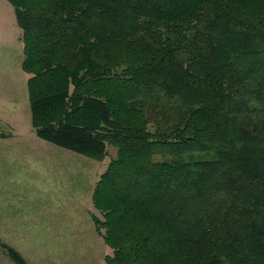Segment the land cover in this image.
<instances>
[{
	"label": "trees",
	"instance_id": "trees-1",
	"mask_svg": "<svg viewBox=\"0 0 264 264\" xmlns=\"http://www.w3.org/2000/svg\"><path fill=\"white\" fill-rule=\"evenodd\" d=\"M7 1L36 135L108 156L104 264H264V0Z\"/></svg>",
	"mask_w": 264,
	"mask_h": 264
},
{
	"label": "rangeland",
	"instance_id": "rangeland-1",
	"mask_svg": "<svg viewBox=\"0 0 264 264\" xmlns=\"http://www.w3.org/2000/svg\"><path fill=\"white\" fill-rule=\"evenodd\" d=\"M16 29L12 5L0 0V66L14 67L8 68L10 75L22 71L21 32ZM8 112L13 133L23 129L26 135L33 132L37 136L29 120L28 98L24 107L9 108ZM39 139L46 145L45 151L30 148L14 152L8 179L0 171V264H17L8 255V248L27 264H104L108 246L95 231L90 216L93 211L86 205H90L92 186L108 156L100 162ZM108 151L114 156L113 148L108 147ZM6 194L9 198L2 199ZM7 203L11 213H7ZM9 215L10 223L20 216L23 227H7ZM57 215L64 217L59 223Z\"/></svg>",
	"mask_w": 264,
	"mask_h": 264
},
{
	"label": "crops",
	"instance_id": "crops-1",
	"mask_svg": "<svg viewBox=\"0 0 264 264\" xmlns=\"http://www.w3.org/2000/svg\"><path fill=\"white\" fill-rule=\"evenodd\" d=\"M15 23L17 25L16 19H15ZM16 30L18 33L20 28L18 27V29ZM20 37L21 35L19 36L18 34V38ZM22 49H23V44H22ZM9 67L14 68L10 65H7L5 67L0 66V171H1V174H4V177H6L7 179L9 177L7 173L10 170L9 162H10V158L13 156L12 153L26 152V151H29L30 148L31 150H33V152L36 150H38V152L45 151V146H46V145H43L41 143V140L37 136H35L32 131L31 133L29 129H28V132L31 133L30 136L26 135L27 131L23 129H20L21 131L15 134L13 133L12 128L9 126V122H10V118H9L10 113L8 112L9 108L16 107L19 110L20 105H23L24 107L26 98H28L26 81L29 77V74L23 70L22 66H21L22 71L14 73L13 75H10L9 73H7ZM10 102L12 104L9 105ZM29 120H31V116H29ZM57 147H50V149L57 148ZM68 151L72 154H75L74 151H71V150H68ZM102 172L103 170L97 173V178L94 182V185L96 181L98 180L99 175ZM6 182L8 181L6 180ZM94 185L92 186V189H91V195H92ZM8 198L9 197L7 194L2 195V199H8ZM18 205L20 206L19 202H18ZM5 206H7V213H11L9 203H7ZM86 208H88V210H92L91 209L92 208L91 197H90V205L89 207L86 205ZM57 216H58L57 223H59L64 217L60 215H57ZM6 221H7L6 223L7 227H23L20 224V216L15 217L13 221L10 223V215H9V219H6L5 222Z\"/></svg>",
	"mask_w": 264,
	"mask_h": 264
}]
</instances>
